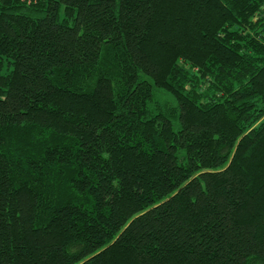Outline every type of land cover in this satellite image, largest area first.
<instances>
[{
    "label": "trees",
    "instance_id": "1",
    "mask_svg": "<svg viewBox=\"0 0 264 264\" xmlns=\"http://www.w3.org/2000/svg\"><path fill=\"white\" fill-rule=\"evenodd\" d=\"M0 264H264V0H0Z\"/></svg>",
    "mask_w": 264,
    "mask_h": 264
}]
</instances>
